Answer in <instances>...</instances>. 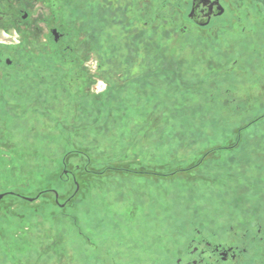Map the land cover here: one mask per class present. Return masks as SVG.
<instances>
[{
  "label": "rangeland",
  "instance_id": "obj_1",
  "mask_svg": "<svg viewBox=\"0 0 264 264\" xmlns=\"http://www.w3.org/2000/svg\"><path fill=\"white\" fill-rule=\"evenodd\" d=\"M60 1L23 0L47 24L0 31L51 70L34 88L28 69L0 73V192L56 188L61 203L6 196L0 264H171L177 230L264 212V107L208 96L234 74L216 58L193 66L207 51L180 29L184 4L143 0L138 16L134 0ZM77 165L78 188L66 174Z\"/></svg>",
  "mask_w": 264,
  "mask_h": 264
},
{
  "label": "flooded vegetation",
  "instance_id": "obj_2",
  "mask_svg": "<svg viewBox=\"0 0 264 264\" xmlns=\"http://www.w3.org/2000/svg\"><path fill=\"white\" fill-rule=\"evenodd\" d=\"M134 1L137 4L134 11L140 14L138 16H142L140 11L143 8V0ZM176 1L179 3L178 6L180 3L184 4L183 10L186 13V22L180 26L181 31L184 35L189 32V37H194V41L200 43L207 51L203 66L204 64L205 67L209 66L215 58L221 68L224 62L229 63L227 68L234 75L228 78L225 85L222 82L217 83L216 89L224 87L226 90H232L238 96L233 101L239 98L245 99L247 108L264 107V1L163 0L162 6L167 7L165 3H169L171 6L168 5V7L177 9L178 6L174 5ZM154 5L156 14L153 16L157 19L161 6ZM42 6L44 9L52 8L57 12L61 1L42 0ZM42 15L39 23L47 24V15ZM170 22L171 37L174 38L172 23L175 19L172 12ZM39 23L23 0H0V31L10 33L15 29L28 30L32 24L39 30ZM49 32L51 38L57 43L65 36V32L58 26H51ZM0 44H2L0 45V73H5L4 76H6L9 72L8 74L16 76V74L23 75L25 71L23 69H28L27 82L34 83L30 84V88L45 85L51 70L44 68L42 63L36 60L29 63L21 59L22 47L19 45L8 46L4 42ZM226 45L229 46L226 47ZM29 64L34 69L30 68ZM20 67H22L21 70ZM75 167V171L66 170V174L71 176L78 188L76 174L79 168L78 165ZM48 191L53 193L56 202L61 204L59 191L56 188L44 189L34 197L14 189L6 190L0 192V202L8 195L33 201ZM248 215L249 217L235 216L234 222L227 223L225 228L221 225H224L226 220H221V225L216 228L194 227L177 230L174 233L182 238H178L179 242L172 241L171 256L168 257L171 258V264H264V212H253ZM115 247L120 248V246ZM123 263L127 264V261L120 264ZM139 263L142 264L141 261Z\"/></svg>",
  "mask_w": 264,
  "mask_h": 264
},
{
  "label": "trees",
  "instance_id": "obj_3",
  "mask_svg": "<svg viewBox=\"0 0 264 264\" xmlns=\"http://www.w3.org/2000/svg\"><path fill=\"white\" fill-rule=\"evenodd\" d=\"M193 57H194L193 60H191L193 62V66L196 69L200 70V72L206 71V67L203 66V63L205 62L204 57H202L201 55H195ZM231 91L232 90H226L224 87H222L221 89H216L215 87H213L211 90H209L208 96L210 98H212L213 100L222 101V103L226 105V103L228 104V102H230V100H231L230 98L227 97L228 92H231ZM53 100H56V102H55V104H56L55 110L56 111L55 112L58 111V113H60L59 112L60 110L63 111L65 108H69V104L67 102H65V100L62 96H60V98H58V99H53ZM59 102H61V103L59 104ZM227 106H229V105H227Z\"/></svg>",
  "mask_w": 264,
  "mask_h": 264
},
{
  "label": "water",
  "instance_id": "obj_4",
  "mask_svg": "<svg viewBox=\"0 0 264 264\" xmlns=\"http://www.w3.org/2000/svg\"><path fill=\"white\" fill-rule=\"evenodd\" d=\"M264 1V0H263Z\"/></svg>",
  "mask_w": 264,
  "mask_h": 264
}]
</instances>
